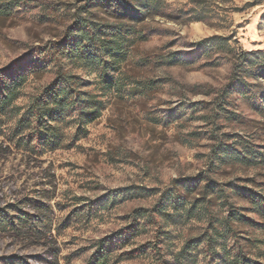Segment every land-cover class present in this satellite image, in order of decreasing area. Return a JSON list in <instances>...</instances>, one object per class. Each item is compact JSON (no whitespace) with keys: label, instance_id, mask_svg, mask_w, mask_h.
Here are the masks:
<instances>
[{"label":"rangeland","instance_id":"1","mask_svg":"<svg viewBox=\"0 0 264 264\" xmlns=\"http://www.w3.org/2000/svg\"><path fill=\"white\" fill-rule=\"evenodd\" d=\"M27 1L0 0V85L39 70L21 114L61 67L92 115L66 114L53 150L0 117V208L28 219L0 233V264H87L99 241L106 264H223L240 247L264 264V82H230L240 49L264 53V0H159L121 25L91 10L104 66L80 54L85 0Z\"/></svg>","mask_w":264,"mask_h":264},{"label":"trees","instance_id":"2","mask_svg":"<svg viewBox=\"0 0 264 264\" xmlns=\"http://www.w3.org/2000/svg\"><path fill=\"white\" fill-rule=\"evenodd\" d=\"M32 2L35 1L28 0L26 4ZM85 3V8L89 9V17L83 19L78 16L74 22L76 39L84 44L80 54L91 60L99 61L103 66L106 63L102 59L100 60L97 54L103 50L102 47L91 43L92 37L102 33L101 29L94 23V18L97 17L91 13V10L102 9L106 11V15L111 20L119 22L121 25L123 21H137L143 19L146 15L154 16L159 6V0H85ZM90 43L92 45H89ZM209 43L220 44L221 39L213 37L198 43V45L206 47ZM231 67L232 72H240L239 77L231 79V86H235L243 95L250 94L252 87L255 86L248 81L251 78L256 83L264 82V53L262 52L252 51L248 53L240 49L235 61L231 63ZM61 69V67H58L56 77L52 83L43 88L39 95L31 99L21 114L19 113L20 108L15 104L18 100L17 88L26 82L29 75L36 74L39 70L34 68L23 71L10 81H2L0 85V117L14 113L15 125L13 130L20 136L18 142L31 150L40 149L42 144L52 150L58 146L60 129L57 124L66 114L75 112L81 119L92 115V111L81 105L84 102L89 104L87 100L91 95L75 92L72 89L70 77L62 73ZM231 86L229 89H232ZM262 91L261 99L264 101V89ZM23 128L28 130L26 136H22ZM231 154L233 157H238L236 152ZM120 192L127 194L129 190L123 189ZM13 207L9 205L0 208V233L15 231L18 229L17 226L28 223L27 214L18 210L15 215L13 214ZM226 231L233 232L230 229H226ZM206 238L209 242L212 240L211 235H207ZM105 244V241H99L98 251L95 252L87 264H106L108 253ZM232 252L227 253L231 255L228 258L230 260H223V264H258L248 259L241 247ZM18 264H22V262Z\"/></svg>","mask_w":264,"mask_h":264}]
</instances>
